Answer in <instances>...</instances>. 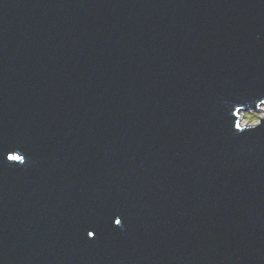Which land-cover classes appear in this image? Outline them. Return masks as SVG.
Segmentation results:
<instances>
[{"label": "water", "instance_id": "95a60500", "mask_svg": "<svg viewBox=\"0 0 264 264\" xmlns=\"http://www.w3.org/2000/svg\"><path fill=\"white\" fill-rule=\"evenodd\" d=\"M261 106L264 0H0V264H264Z\"/></svg>", "mask_w": 264, "mask_h": 264}, {"label": "snow or ice", "instance_id": "6c2138e0", "mask_svg": "<svg viewBox=\"0 0 264 264\" xmlns=\"http://www.w3.org/2000/svg\"><path fill=\"white\" fill-rule=\"evenodd\" d=\"M261 123H262V121H259L258 123L254 124L253 126H251L249 128H255L256 126L261 125ZM236 128L237 129H240L242 131L244 129H246V128H240L239 125H236ZM8 159L9 160H12V161H22V157L20 155H18V154L17 155H9L8 156ZM121 223H122V217H120L119 215H117L115 217V224L116 225H120ZM86 234H87V236L92 237V238H95L98 235L97 231L94 228H88V229H86Z\"/></svg>", "mask_w": 264, "mask_h": 264}, {"label": "rangeland", "instance_id": "374dc122", "mask_svg": "<svg viewBox=\"0 0 264 264\" xmlns=\"http://www.w3.org/2000/svg\"><path fill=\"white\" fill-rule=\"evenodd\" d=\"M258 113L260 114L261 118H264V106H262V108H260L258 111H253V110H246L240 113L241 116V123L244 126H252V124L250 123V116L252 114Z\"/></svg>", "mask_w": 264, "mask_h": 264}, {"label": "clouds", "instance_id": "9594fccd", "mask_svg": "<svg viewBox=\"0 0 264 264\" xmlns=\"http://www.w3.org/2000/svg\"><path fill=\"white\" fill-rule=\"evenodd\" d=\"M260 114H258V113H255V114H252L251 116H250V118H249V120H250V123L252 124V125H254V124H256V123H258L259 121H260Z\"/></svg>", "mask_w": 264, "mask_h": 264}, {"label": "bare ground", "instance_id": "6f19581e", "mask_svg": "<svg viewBox=\"0 0 264 264\" xmlns=\"http://www.w3.org/2000/svg\"><path fill=\"white\" fill-rule=\"evenodd\" d=\"M260 108H262V106Z\"/></svg>", "mask_w": 264, "mask_h": 264}]
</instances>
